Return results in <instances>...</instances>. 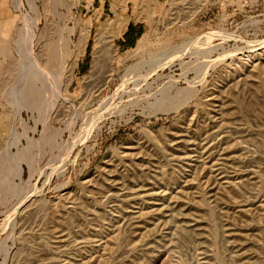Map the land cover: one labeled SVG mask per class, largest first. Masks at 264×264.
<instances>
[{
  "label": "rangeland",
  "instance_id": "1",
  "mask_svg": "<svg viewBox=\"0 0 264 264\" xmlns=\"http://www.w3.org/2000/svg\"><path fill=\"white\" fill-rule=\"evenodd\" d=\"M29 1L19 9L15 0H0V171L21 148L33 159L19 161L20 178L0 177V264H264V67L240 77L234 71L237 61L264 51V0H158L149 21L132 19L129 2L131 20L113 41L112 72L107 42L97 46V70L91 62L97 36L111 37L105 26L121 14L123 0H94L90 10L86 0H64L70 13L36 0L39 21ZM29 34L34 54L62 43L69 50L60 55V82L78 55L67 92L56 78L45 93L47 100L55 101V92L67 98L56 102L51 120L49 131L61 130L56 146L43 144L49 131L42 123L31 131V112L21 113L31 128L15 122L6 101ZM195 39L196 47L213 48L202 76L177 63L150 80L153 93L172 78L183 89L199 77L185 104L154 110L144 102L150 92L132 93L131 84L121 92L127 67ZM185 56V63L195 59ZM63 119L76 121L73 132ZM13 133L33 143L14 145Z\"/></svg>",
  "mask_w": 264,
  "mask_h": 264
},
{
  "label": "bare ground",
  "instance_id": "2",
  "mask_svg": "<svg viewBox=\"0 0 264 264\" xmlns=\"http://www.w3.org/2000/svg\"><path fill=\"white\" fill-rule=\"evenodd\" d=\"M15 1H16L15 6H17L19 9H23V7H24L23 0H15ZM75 1L80 2L81 0H75ZM86 1H87L86 9L87 10L92 9L94 6V3H93L94 0H86ZM129 2H132L134 4L132 19H134L135 21H139V20L149 21L153 18V14H154V12L151 11V6H152V4H153V6L157 5L158 0H144V1L143 0H123V3H122L123 6L121 8V14L116 16V19H115L113 25L108 26L106 24V26H105V28H108L107 30H108L109 35L111 37L105 39L103 36V31L97 36V39L95 42V49L93 52V62H91L94 71L99 68L100 63H101L100 62L101 58L99 55L100 51L98 50L97 46L99 44L104 43V42H107L108 47L112 49V51L110 52L111 55L107 58L108 64H106V65H108L107 68H108L109 72L113 71V63L115 62V59L117 56V48L113 47V41L115 38H118L125 33L127 26L131 20V17L128 16V4H129ZM172 2H175V1H172ZM31 3L33 6L32 10H34L36 15H38L36 17H38L37 19L39 21L40 11H39L38 7L36 6V0L31 1ZM43 3L44 4L52 3L55 7L56 6L57 7H63L65 9H67L69 13L73 9V7L70 6L64 0H44ZM29 8L31 9V7H29ZM30 9H29V11H30ZM47 11H49V10L44 9V12H47ZM30 13H32V12H30ZM25 16H28V15L25 14ZM74 20H75L74 26L71 29V32H73L78 26V22L76 21V19H74ZM37 23H36V25H37ZM33 27H35V24L33 25ZM101 28H103V27H101ZM105 28H104V30H105ZM86 30L87 31L84 34V36L80 42L81 45H79V46H81V50L79 51V53H83L85 51V48H86V42H87L88 35H89V29H86ZM35 31H36V29H35ZM25 32H26V30H25ZM23 33H24V31H23ZM34 38H35V36H34ZM34 38H33V36H31L29 34V35L25 36L24 40L20 44L21 60L19 62V66H18V81L8 91V93H7L8 97H7L6 101L9 105V107L15 112V114L13 115L15 122L17 121L18 123L23 125L24 129L27 130V129L31 128L28 126V124L23 120V118L21 116V113L26 110V111L32 113L31 115L33 116V119L35 121V122L32 121V123H35V124H33L35 128L33 127L34 129H32L31 131L34 132L37 129L36 125L38 123H42V125H43L42 127L44 128V130L49 131L50 125H51V120H52V118L55 117L54 116L55 115V108L57 106L56 102H59V104H60L61 100L66 102L67 98L65 96H63L62 93L60 94V93L55 92V94H57V97L54 99L55 101H53V98L47 100L45 98V93L47 91V88H50V90H48V92H51V89H54L53 87L56 86L55 85L56 78L59 79L58 85L60 86V88L61 89L64 88V92H67L68 88L71 86V84L73 82L72 72H73V69L76 65V60H77L78 55H75V57H73L74 64L72 61L73 66H72V69H70V71L67 72V77H65L66 81L60 82V79H63V77L65 76L64 71L66 69V66L63 67V63L61 62L60 55L65 54V55L70 56L69 50L62 43V44H60L61 47H59V49L56 48L54 50H50V52H48L46 50V51H43L39 54L38 53L34 54L32 52V49L30 48V47H32L31 44L34 41L36 42V40H34ZM203 38H205V37L203 36ZM201 40H203V39H201ZM146 42H147V37H143L142 40L139 42V47L144 45ZM204 42H205V39H204ZM199 43H201V41ZM196 45H197L196 39L189 41L186 44H184V43L179 44L178 46L164 50L162 53H159L155 56H151L147 59H144V60L137 62L136 64H134L130 67H127L125 69L124 76L122 77L124 79H122L121 92L124 91V93H125V91H127L128 87H129V84H131L133 88L130 91L132 93L136 94V92H139L140 90H142L143 93L145 91L150 92L149 93L150 95L149 94H148V96L144 95L145 96L144 102L148 103L152 109L169 111V110H175V109L179 108L180 106L185 104L187 100H189L191 97H193L196 94L197 90L192 88V87L195 85V81L196 80L199 81V79H200L199 77H197V75H196L197 78L195 77L196 80L194 79L195 80L194 84L193 85L189 84V85H192V87L187 86V88H183V89L177 88L175 86V84L173 83V81H175V80H173L174 78H172V79H170L172 81L169 80L172 83H170V82L166 83L164 86L156 89L155 92H153V93H151V92L153 91L154 82L150 83V80L154 79L153 81H155V79H159V77L162 76V75L160 76L161 73L159 74V72L161 70H163L165 68H169V67L172 68V66L174 64H177V63L180 65L181 71L184 70L183 72H185V73L187 71L188 72L189 71H195L194 72L195 74H198V76H202V74L204 73V71L206 70L207 65H208L206 63V61H204V60L206 58H208V59L210 58L207 56H208V54H211L210 51L213 48H210V47H207V48H201L200 47L199 48V47H196ZM202 46H204V45H202ZM187 48H189L187 53L183 55V53L185 52V50ZM212 52H213V50H212ZM188 54H189V56L190 55L194 56L195 59L191 60L188 63H185L186 61H184V58L187 57L185 55H188ZM45 57H47L46 63L44 62ZM119 61L118 62L121 65L124 64L123 60H119ZM216 63H218V61ZM237 63L239 66L235 68V70H234L235 74L238 77L242 76L243 73H246L248 75L254 69H256L260 66L264 67V51H262L260 53H254V54L248 56L246 60H239V61H237ZM214 66H216V65H214ZM214 66H212V67H214ZM209 69H211V68L209 67ZM92 74H93V72H92ZM180 75H182V73H180ZM185 76H187V75H184V76L182 75V77H185ZM180 79H181V76H180ZM202 79H204V78L202 77ZM178 80H176V81H178ZM183 81H184V79H183ZM200 81H203V80L200 79ZM184 82H186V81H184ZM192 82H193V80L190 83H192ZM201 83H203V82H201ZM196 84H197V81H196ZM173 92H175L174 96L172 95ZM127 94H129V93H127ZM138 94H140V93H138ZM134 97H135V95H134ZM141 97H143L142 94H141ZM139 98H138V101H139ZM141 100L143 101V99H141ZM151 100L154 102L153 103L149 102ZM138 101H137V103L140 104V101L139 102ZM103 104L104 103L101 104L102 107H104ZM128 104H130V101ZM63 108H61V110ZM112 108H113V106H112ZM113 109H115V108H113ZM117 109H119V108H117ZM110 111H111V109H110ZM36 114H37V119H35V117H34V115H36ZM79 114H81V113L79 112ZM79 114L78 113L76 114L75 119H77ZM73 115H71V116L74 117ZM32 116H30L29 118H32ZM80 119L82 120L83 118H80ZM88 120H90V119H88ZM64 121H65V123H67V125L64 123V125L66 127L63 129H66V131H68V134H69V131L73 132L72 129L74 128V124L76 121L74 120L72 123L70 122L71 119L69 121L70 123H68V121H66V120H64ZM87 121H86V127H88V128L94 127V125L96 123L95 120L94 121H88V123H87ZM77 123H79V122H77ZM82 124H83V122H82ZM61 125H63V124H61ZM94 128H96V127H94ZM26 130H25V132H26ZM58 131L59 132L49 131L46 134L47 135L46 138L43 139V144L44 145L52 144L54 142V138L56 137V139H57V136L58 135L60 136L61 130H58ZM63 131H65V130H63ZM84 134H85V132H84ZM26 135H27V133L24 136H26ZM71 135H72V133H71ZM26 137H23V138L27 140V145L29 147L33 143V139H31V138L28 139ZM21 138H22V134L20 135L17 133H13V138H12L13 142L12 143H14V145L15 144L18 145ZM75 139H77V138H75ZM74 142H76V141L74 140ZM72 143H73V141H72ZM67 144H69V143H67ZM56 145H58V144L55 143V146ZM75 145H77V143ZM65 146H64V148H65ZM69 147H71L70 144H69ZM69 147H66V148H69ZM26 150H27V148H25V147L21 148V151L19 152L20 154L18 153L17 156H13V157L7 156L4 159L6 162H9V163H7L9 165L6 166V164H5L4 167L0 171V177L2 179H4L3 181H8V179H10L12 176H17L19 178L21 177L20 176L21 175V169H20L19 161L33 160L32 158H29V156L26 155ZM1 180H0V184L2 183ZM0 201L5 202V200H1V199H0ZM1 251H2V249L0 248V252Z\"/></svg>",
  "mask_w": 264,
  "mask_h": 264
}]
</instances>
